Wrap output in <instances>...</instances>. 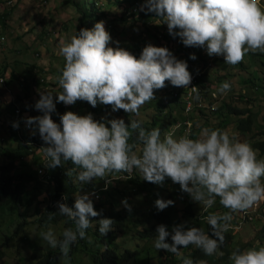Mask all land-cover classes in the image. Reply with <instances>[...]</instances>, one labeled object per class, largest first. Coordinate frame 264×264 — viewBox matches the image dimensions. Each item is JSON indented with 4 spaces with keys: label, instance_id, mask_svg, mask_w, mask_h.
<instances>
[{
    "label": "clouds",
    "instance_id": "1",
    "mask_svg": "<svg viewBox=\"0 0 264 264\" xmlns=\"http://www.w3.org/2000/svg\"><path fill=\"white\" fill-rule=\"evenodd\" d=\"M146 10L162 18L169 34L179 37L185 46L204 48L209 57L222 56L225 64L237 65L249 52L264 55L261 0H146ZM111 41L104 21L61 38L59 54L65 63L57 80L62 91L55 93V101L53 92L40 91L34 107L42 115L29 117L21 109L20 116L15 115L7 123L9 132L18 134L19 125L31 127L22 130V143L32 147L31 155L43 154L44 164L50 169L64 167L70 161L75 167L66 168L65 175L74 176L73 182L80 187L94 179H103L95 198L116 180L109 178L111 173L130 175L134 170L150 183L163 185L168 178L179 184L193 202L204 205V217L219 197L220 205L228 211L205 217L211 226V235L187 223L174 225L171 233L164 224L156 228L154 247L157 250L175 254L182 264H195L191 258L181 255V248L195 245L205 255H214L225 244L233 213L245 212V217L251 216L247 211L264 202V159L258 158V150L249 141L219 128H204L196 139L189 138L187 133L174 138V131L162 137L160 128L147 130L138 120L129 123L122 118L96 120L91 113L78 115L72 111L60 115L57 123L52 118L56 103L73 105L81 100L96 107L99 102L110 105L113 111L139 115L141 106L155 99V92L163 89L166 81L185 90L191 85L192 73L200 74L191 73L187 62L177 59L167 47L148 44L137 58L122 47L109 46ZM196 58L195 54L190 55V59ZM231 87L225 81L218 92L224 94ZM191 89L194 99L199 101L198 87ZM36 130L44 145L27 139ZM133 136L136 142L130 143ZM92 195H75L72 206L58 202V213L75 225L74 229L66 228L62 238H57L51 228L41 233L51 248L59 249L62 257L69 256L71 246L78 239L87 238L86 230L92 226V218L102 214L95 210ZM122 203L132 211L126 199ZM174 203L171 199H157L155 206L163 211ZM55 214L50 213L48 220L54 219ZM96 222L101 236L111 231L115 223L110 218ZM169 236L171 243L167 242ZM229 259L232 264H264V246L236 248Z\"/></svg>",
    "mask_w": 264,
    "mask_h": 264
},
{
    "label": "rangeland",
    "instance_id": "2",
    "mask_svg": "<svg viewBox=\"0 0 264 264\" xmlns=\"http://www.w3.org/2000/svg\"><path fill=\"white\" fill-rule=\"evenodd\" d=\"M65 0H0V16H3L4 22H0V30L2 34L6 36V42L0 45V77L6 78V86L0 85V105L2 108H7L0 113V148L3 147H15L13 143H22L19 135L16 133L9 132L7 123L10 118H14L17 109H22L23 112L29 113V117H34L39 114L38 110L35 109L34 105L40 98V91H51L53 92L54 101L56 99L55 93L62 91L58 85L57 77L60 75L61 69L65 63L62 55L59 54V42L61 38L70 37L76 31L79 30V18L80 14L68 4H64ZM79 1V0H77ZM83 1V0H80ZM93 1L97 2L102 8H107L110 13V18L116 17L117 12H121L126 5L118 6L119 4L115 0H85V3L90 5ZM140 3V2H139ZM262 6H264V0H261ZM128 6H131V4ZM134 7V6H133ZM142 8L144 10H142ZM140 12L152 13L146 10V0L141 2ZM9 13V15H7ZM7 15V16H5ZM128 18L129 14L127 13ZM127 18V19H128ZM155 18V17H154ZM136 21L127 22V24L115 21L116 30L122 32L120 35H112L114 30H110L109 26H112L110 22H105V28L110 33L112 41L109 46L111 47H122L127 49L125 46H131L130 50L133 55L138 54L143 45L152 44L151 39L157 34L162 42L164 40V34L167 33V24L163 23L162 18L156 17L152 22L150 18H140L139 15L135 16ZM147 23L149 25L150 34H148L142 25ZM92 26V25H90ZM166 26V27H164ZM92 27H89L91 29ZM157 28V29H156ZM153 35V37H152ZM170 39V37H167ZM117 42H119L117 44ZM155 44V41H154ZM166 47V46H165ZM172 47H175L172 44ZM177 58V50L173 48L170 50ZM175 51V52H174ZM180 54V53H179ZM203 57L206 60H194L196 66L195 72H200L203 76V80L209 84V99L199 100L196 102L195 108L202 110L205 114L211 116L212 112L218 111L222 114L224 119L228 117L231 121L230 125L222 130H228L231 134L235 135L240 140H247L251 144L256 142L264 141V135L261 130L264 127V65L261 64L260 53H255V57L249 56V53L245 55L242 64L239 65H228L224 63L223 57H209L206 49L203 51ZM187 57V56H186ZM180 60L186 61L187 58L181 56ZM254 60L251 62V60ZM5 67L9 68L8 71L3 72ZM12 68L17 69V79H12ZM2 72L4 73L1 76ZM247 80H251L255 83L246 84ZM228 81L231 83V90L220 94L218 88L220 85ZM7 82L10 84L8 85ZM166 86L163 89L155 92V99L145 103L139 109V115L133 113H126L124 110L113 111L112 109L94 115V119L110 120L114 118H122L126 123L131 120H138L142 122V126L151 130L153 128L161 129V136L169 131H174V138H179L184 134H189V138L196 139L204 128L216 129L219 127L220 120L214 121V119H207L203 117L199 111L191 113L187 112L183 106H176L177 104L173 100V94L178 93V88L172 86L169 81H166ZM28 86V89L26 87ZM258 86L259 88H256ZM243 95V99L238 100L239 96ZM13 99V101H12ZM208 102L205 103V102ZM210 101V102H209ZM202 102V103H201ZM211 103V105H210ZM61 104L56 103V106ZM70 106L72 112L78 115H86V108L80 107L79 102ZM194 106V105H193ZM212 106V108H211ZM226 106V107H225ZM237 109H249V113L253 115V119L256 121L253 130L249 133L243 134L238 130V121L242 118L237 114H228V108ZM211 108V109H210ZM206 109V110H205ZM247 115V114H245ZM243 115V117H245ZM185 116L189 119L186 120L187 127L184 129L183 120ZM213 116V115H212ZM216 116V115H215ZM214 117V116H213ZM218 117V116H217ZM110 127V125H108ZM14 134V135H12ZM16 138V140L14 139ZM135 138V136H133ZM132 138V139H133ZM4 139V141H2ZM22 146L23 143H22ZM46 146V145H45ZM139 147V146H138ZM39 153V152H38ZM42 155H29L26 157L22 164L26 166H19L20 171L31 167L35 164V160L38 157L42 159ZM258 158L264 159L258 151ZM7 163V158L0 152V167ZM38 168V167H37ZM139 178L144 181L142 174L138 170L133 171ZM100 180L94 179L93 181L84 184L82 187L78 183L75 185L79 186L80 192L94 193L90 198L96 201L95 192L92 191L91 185L93 183L100 184ZM118 187L124 189L122 193H127L130 197L128 200L124 194L117 193L115 199H117L114 209L120 210V214L124 218V222L133 225L136 221L145 224L139 227L140 231L144 230V227H151L159 224L158 219L152 218L157 199L168 200L169 193L177 191L178 197L173 206L172 216L174 221L182 220L184 218V212L188 205L192 206L194 214H202L205 210L203 204L193 202L188 193L183 192L179 185H156V187L145 193L136 194L132 191L127 179H121ZM115 184L116 181H111L110 185ZM78 193V194H79ZM116 194V193H114ZM113 194V195H114ZM29 196L23 195L22 199L18 200L17 203L20 209L16 213L11 212L9 205H2L0 207V246H3L4 257L0 260V264H37L32 258L33 250H39L42 254L47 253L52 248L41 236L42 232L47 231L51 228L56 234L57 238H60L65 227L63 223L52 225L49 227H41L37 223L38 216L36 215V207L39 206L40 210L47 205V195H42L38 200L32 204L28 203ZM127 200L131 206L132 211L129 212L123 205L122 201ZM220 203L216 198L215 204L212 206L213 209L219 206ZM168 208V207H167ZM166 208V209H167ZM106 206L104 210L106 211ZM249 215H254V219L249 223H244L230 229L231 237L233 242L241 244L249 243L251 247H259V243L255 240L258 232L264 227V202H261L258 206L249 209ZM241 214V212H240ZM148 221L146 222V220ZM134 222V223H132ZM161 223V222H160ZM22 230L14 236L15 230L20 226ZM95 226L93 225V228ZM113 235H116V242L118 244L124 243V249L137 251L138 263H122V264H176L180 258L175 256L165 261L164 256L154 257L148 262V256H159L161 250H157L154 247V239L156 233L153 236L144 239L140 235L133 232L122 234L117 228H113ZM235 246H239L235 244ZM150 250V253H148ZM220 251L218 249L217 253ZM87 261V260H85ZM148 262V263H147ZM207 264V263H205Z\"/></svg>",
    "mask_w": 264,
    "mask_h": 264
},
{
    "label": "trees",
    "instance_id": "3",
    "mask_svg": "<svg viewBox=\"0 0 264 264\" xmlns=\"http://www.w3.org/2000/svg\"><path fill=\"white\" fill-rule=\"evenodd\" d=\"M116 3H118L119 7L123 6L124 4L126 7L121 11L117 12L116 17L113 19L110 18V13L107 10V8H102L97 2L93 1L90 5L85 3V0L83 1H77V0H65L64 4L69 5L73 7L79 14V30L82 28H88L94 27L95 23L99 21H107L113 24L112 26H109L110 30H114L112 32V35H120L122 32L120 30H116L115 21H119L120 23L127 24V22H132V20L135 22V16L139 15L140 18H150L153 22L154 19L157 17L155 13H142L140 12L141 2H145V0H115ZM140 2V3H139ZM128 4L131 6H128ZM134 6V7H133ZM129 14V18L127 15ZM9 15V13L7 14ZM5 15V16H7ZM155 17V18H154ZM3 16H0V22H4ZM129 20H128V19ZM115 20V21H114ZM128 20V21H127ZM128 22V23H129ZM92 25V26H90ZM147 23L145 22L142 25V28H144V32L150 34L149 25L146 27ZM166 27V26H164ZM157 29V28H156ZM79 30L77 32H79ZM167 33L165 32L164 40L167 41V45H165V42L160 41L161 39L157 36V34L153 37L152 35V45L158 46V47H167L169 50H172L173 48H176L177 52V59H180L179 57L183 56L185 59L187 58L186 62L188 64V70L192 73L195 72L196 66L194 65L195 61L190 59V55L195 54L197 57L195 60L201 59L206 60L203 57V51L204 48H198V47H187L185 46L181 39L179 37H173L169 34L168 28L166 29ZM2 30H0V33L2 34ZM3 35V34H2ZM170 37L168 39L167 37ZM160 39V40H159ZM155 41V44H154ZM172 44H174L175 47H172ZM146 45H143L140 49V52L138 54H135L137 58H139L143 48ZM127 47L126 50L130 51L131 46H125ZM175 52V51H174ZM180 53V54H179ZM253 55L255 57V54L249 52V56ZM187 56V57H186ZM261 64L264 65V55L261 54ZM254 61L253 59L251 62ZM242 63H239L241 65ZM9 68L5 67L3 72L8 71ZM2 72L1 76L4 75ZM17 69L12 68V74L11 78L17 79ZM6 73V72H5ZM246 84H253L254 82L251 80H247L245 82ZM9 85L10 83L7 82ZM207 82L203 80V76L200 75L198 77V91L200 95V100H207L209 99V91L210 88L208 86ZM259 88L258 86H256ZM28 89V86L26 87ZM186 90L183 89V87L178 88L177 97H175V94H173V100L177 104L176 106H183L186 110L185 106V97H186ZM195 96V93H194ZM194 96L192 98V109L195 108L197 100L194 99ZM210 96V95H209ZM240 99H243V95L239 96ZM79 106L86 108L87 114L91 113L93 116L98 115L100 113L107 112L112 109L110 105H104L101 103H97L96 107H92L88 102L78 100ZM205 102V101H202ZM201 102V103H202ZM210 102V101H209ZM208 104V102H205ZM61 102V104L56 106V112L52 113V118L56 120L57 123L60 122V115L64 114L67 111H72L70 106H64ZM194 105V106H193ZM211 105V103H210ZM226 107V106H225ZM212 108V106H211ZM210 108V109H211ZM228 114H237V115H245V117H242L238 121V130L242 132L243 134L249 133L253 130V127L256 125L255 120L253 119V115L249 113V109H237V108H230L227 107ZM7 108H3L5 110ZM206 110V109H205ZM189 111V113H191ZM203 116L207 117V119H214V121H217V119L220 120L219 122V129H225L230 125L231 121L226 117L222 116L221 113L218 111L212 112L211 116L208 117L210 114H205L202 112V110L195 108L193 112H198ZM39 114H42L41 112H38ZM86 114V115H87ZM214 117H213V116ZM216 115V116H215ZM218 116V117H217ZM183 120L184 129L187 127L186 120H189L186 116ZM186 123V124H185ZM164 125L160 126V129H162ZM12 129V127H10ZM262 135H264V127L261 130ZM14 135V134H12ZM16 140V138L14 137ZM28 140L41 142L42 145H44V141L41 139L38 130L35 131V134L33 132L28 136ZM17 141V140H16ZM136 142V138H133L130 143ZM138 144V142H137ZM15 147H3L0 148V152H2L5 157L7 158V163L0 167V207H3L2 205H9L8 208H10L11 212L16 213L20 209V206L17 203V199H22L23 195L26 194L29 196L28 203L32 204L34 201L38 200L39 197L42 195H47L48 199L46 201L48 202L46 207L43 209V211L40 210L39 206L36 207V215L37 223L41 227H49L52 225H57L60 223H63L65 229L66 228H75L74 222L69 220L66 216L60 215L59 209H58V202H66L69 206H72L75 201V195H78L80 192L79 186L75 185L73 182V177H67L65 175L66 168L69 167H75L71 164V162H66L64 164V167H57L55 169H50L45 166L44 163H46L45 158L42 154V159H39L38 157L35 160V164H32V166L23 169L20 171L21 168L19 166L25 161L26 157L31 155L30 149L31 146H22V143H13ZM139 146V145H138ZM252 146L257 149L262 155H264V141L256 142L252 144ZM46 168L44 170V173L39 174L37 169L41 166ZM21 166H26V164H22ZM38 167V168H37ZM116 178V185L112 184L110 187L105 190L104 192L100 193L98 195V199L96 201H93L94 208L96 211L101 212V216L92 218V226L86 230L87 238L86 239H78L72 246L69 253V256L67 258L62 257V254L59 252V249H51L45 254H42L39 250H33L32 258L34 261H36L37 264H122V263H138V252L132 251L129 249H124V243L118 244L116 242V235H113V231H109L106 235L101 236L99 234V225L96 221H98L101 218H110L114 220L113 228H117L119 232H122V234L130 233V235L133 232L135 234L140 235L144 239H148L153 236V233H156V228L160 224H164L168 227L169 232L171 233V229L174 225L187 223V226H195L202 228L206 233L208 232L209 235H211V226L207 224V220L205 217L213 212H219L223 213L228 211V209H225L222 205H219L213 209H210L206 212L205 217L202 216V214H194L192 206L188 205L187 209L184 212V218L182 220H177L176 222L173 219L172 212H173V206H169L167 209L163 211H159L157 208L154 210L152 214V218L158 219L159 224L153 225L149 228L144 227V230L140 231L139 227L145 224V221L143 220V224L140 221H136L133 225H130L129 223L124 222V218L120 214V210L114 209L116 207L115 203L117 201L115 199V195L117 193H122L124 189L118 187L117 185L119 182H122V178L126 177L124 179H127L126 182H129L132 186L131 189L136 194H145L151 190H153L157 184L147 182L146 180L142 181L139 176L135 173L133 174H124V173H111L110 177ZM166 185H179L173 183L170 179L166 178L164 183ZM101 185H103V181L100 180V184L93 183L91 186L92 191H97L101 188ZM116 193V194H114ZM114 194V195H113ZM124 196L130 200V197L127 193H122ZM66 198V200L64 199ZM178 193L177 191H172L169 193L168 198L173 200L174 202L177 200ZM168 199V200H169ZM217 200L219 202V197H217ZM106 206V211L104 210ZM50 213H56L54 219L51 221L48 220V216ZM245 212H237L233 213V220L230 222V229L235 225V227H238L239 225H243L244 223H249V217L254 219V215H257L256 213L251 216H246L244 218ZM148 219L146 220V222ZM161 222V223H160ZM24 225V224H23ZM22 224L15 230L14 236L18 234L20 230H22L21 227H24ZM93 225L95 226L93 228ZM227 233H225L226 240L225 244L221 246L220 251L215 253L212 256L205 255V253L197 248L195 245H189L187 248H181L180 252L182 256H186L191 258L195 264H199L200 261H204L207 264H232L229 257L233 250L236 248H239L240 250H244L247 248H251V245L249 243H238L233 242V239L231 237V230ZM133 231V232H132ZM62 238V235L60 236ZM255 240L259 243V245L264 246V227L261 231L258 232V235L255 237ZM167 242L171 243V237L169 236L167 238ZM235 244H238L239 246H235ZM150 253V250H148ZM4 251L3 246H0V260L4 257ZM222 253V254H221ZM148 256V262L154 257H160L164 256L165 261H167L170 258L175 257L176 255L173 253H168L165 250H161L159 256ZM87 260V261H85ZM147 262V263H148ZM176 264H182V260L176 261Z\"/></svg>",
    "mask_w": 264,
    "mask_h": 264
},
{
    "label": "built area",
    "instance_id": "4",
    "mask_svg": "<svg viewBox=\"0 0 264 264\" xmlns=\"http://www.w3.org/2000/svg\"><path fill=\"white\" fill-rule=\"evenodd\" d=\"M6 41V36L5 35H2L0 33V45L4 44ZM200 74H197V73H192V82H191V85H189V88H185V92H186V97H185V106H186V111L189 112L191 111L192 109V98L194 96V93L191 89V87H197L198 86V77H199ZM0 85H3V86H6V78H1L0 77ZM21 114V109H17L16 110V117L18 118ZM31 129V127L27 126L26 124L23 125V126H20L18 128H16L17 132H18V135L20 137V139L23 141V138H22V135H23V132L22 130H29ZM44 169L45 167H39L38 168V173L39 174H42L44 173ZM246 213H244V218L245 217ZM251 219V218H250Z\"/></svg>",
    "mask_w": 264,
    "mask_h": 264
}]
</instances>
